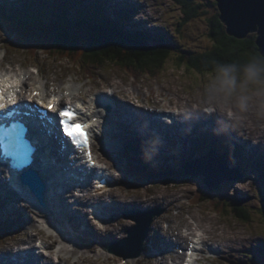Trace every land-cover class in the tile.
I'll return each mask as SVG.
<instances>
[{
  "label": "rangeland",
  "instance_id": "rangeland-1",
  "mask_svg": "<svg viewBox=\"0 0 264 264\" xmlns=\"http://www.w3.org/2000/svg\"><path fill=\"white\" fill-rule=\"evenodd\" d=\"M32 1L35 2V0ZM90 2L98 4L96 0H80L75 6L80 9L84 5L89 6ZM180 2L187 6V10L195 9L196 12V18L190 19L185 25L181 26L182 33H179L178 28H180L179 24L183 22L185 16L183 15L184 13L180 6ZM4 4L7 6H4ZM9 4V0H0V10L2 9L4 11V13H2L4 17L12 18L22 11L24 14L19 15H22V18H24L26 14L33 13V9L30 12L33 2L28 4L24 2V0L20 2L16 1L12 3V7H8ZM100 4L101 6H98L99 10H102L107 16H113L115 18L121 16L120 12L117 11L130 7V10H127L128 12L125 16V24L128 27L131 26V28H137L150 33H161L165 38L179 43L181 45L179 51L188 50L193 53H202L212 46L210 40L212 28L211 20L219 13L216 0H100ZM46 6L49 9L53 7L51 6V0L46 1ZM14 7L17 10H12ZM52 12L54 11L48 10L45 16L50 17ZM77 12L78 11L75 9L70 12V18L72 20L76 18ZM7 38L8 36L4 33L3 25L0 24V71H4L6 74L7 72L22 73L30 71L43 82L46 80L41 74L51 78L58 76L61 82L67 80V84L69 82L74 84L75 80H78L81 83L80 85H83L84 82H88L89 84L93 82L98 91L103 88L106 89V83L112 84L114 82L119 83L122 80L128 81L134 85L135 83L140 84L138 88L140 90L139 93L142 94L139 96L140 100L137 101H143L144 105L150 102L149 106L165 108V104L171 102L172 106H169L171 109H164L165 112L184 109L186 112L187 110H191L196 113L195 111L198 110L200 114L205 116L207 120L206 124L201 127H199L200 125H194L192 122L188 123V125H190L192 129H196V131L192 134L193 141L189 142L190 149L186 151V154L185 152L181 153L180 149H183L185 146L184 143L181 145V141H179L178 144L174 143L169 151H166L165 148L162 149L170 155L167 160L163 159L164 157L159 158L156 156V153L160 152L159 148L162 147L158 145L163 141L162 137L168 133H170L172 138L177 136L175 135V131L178 132V129L175 128H173L171 132L162 131L158 138H143L141 140V146L138 145L140 139L135 141L132 139V143H134L132 146L137 150L136 152H131L133 154L135 153L133 157H131L129 153H125L128 151L123 150V154L125 156L127 155L128 160L137 165L138 168L148 169V167L152 166L165 167V165H169L173 170L181 174L180 181L167 184L162 182L152 183L151 181L142 187L130 189L132 185H136V177L128 175L125 171H121L120 174L116 169L111 171L112 173L114 172L116 176L119 174L116 178L123 183L121 184V188L119 187L120 189L117 194L121 195L119 201L123 198L127 199V202H132L133 198L144 201V198L145 200L149 199L148 195L150 194V200L152 199V203L154 204V206H150V208L162 214L161 217L155 219L147 241L146 254L150 260H155L154 257L160 258L161 253L162 256H165V263H167L166 256H176L174 253H180L182 255V252L184 253L183 249L191 245L187 238L184 237L187 233L185 230L189 229L192 233L197 231L200 234H204L206 237L209 236V245H214V248H216V246L218 247V249L213 250L211 247L205 249L207 261L204 263L206 264H250L255 253L259 254L258 252L260 249L264 250V219L261 213L264 208L261 183H263L264 180L258 175L259 168L257 167V165H259V158L264 156V129L260 127V122H258L251 113L242 114L246 115L248 118L243 120L241 127L238 129H233L230 126L231 122L228 121L227 118L224 119L223 116H220L218 120L216 112L209 116L203 113V109L208 107L210 95L209 87L215 77L200 76L194 74V72L180 70L175 68L170 61L155 77L153 75H143L135 78L108 65L97 73L96 80L93 81L89 80L85 76L87 74L82 72L78 66L68 61L60 62L52 59L46 52L39 51L36 57H32V60L29 57V53H21L19 51L14 53L15 50L10 52V42L7 41ZM48 54H50L49 51ZM84 76L86 79H84ZM64 85L65 84H63V89ZM52 94L53 93H50V97ZM154 97L158 98V100H154ZM158 115H160V112H158ZM113 121H116L115 118ZM197 123H199L198 119L196 120V124ZM197 127L199 129H197ZM205 127L210 129H205ZM201 128L206 131L200 130ZM189 130H191V128L187 129V131ZM214 132L225 134V136L228 137L227 140L230 142V145H234V148L239 149L238 156L231 157L233 149L229 148L230 150L226 151L225 149L227 147L222 144L219 146V142H214L213 140L208 141V139L203 138L209 135H215L213 134ZM199 133L201 136H199ZM225 136H222V138H225ZM179 137L180 139H185V142H188L187 136L183 137L182 134H180ZM213 138L215 139V137ZM100 146L104 150L103 145H100L98 142H96L95 150L100 151L99 155L109 163V160L107 161L104 158L105 151H101ZM172 148H175V151H172ZM212 149L225 157L224 160L229 171L219 167L222 174L234 177L236 180L230 182L226 181L216 190L210 189L211 192H209V194L203 193V195L211 197L209 200L210 202L195 205L192 203V198L197 193L201 194L203 189L208 188L205 181L206 177L202 175H184V172H187L184 166L189 159L199 158L203 160L204 157H207L205 161L210 163L208 159H213V157L212 155H208L212 153ZM224 150L225 152H223ZM102 162L104 163L103 160ZM113 163L116 166H121L119 168L123 170L122 164L117 165L114 159ZM111 166L113 165L111 164ZM204 166H206V164L200 163L197 167L201 169ZM117 183L120 182L116 181V184ZM63 186L66 188V195L71 185L65 182ZM4 192L5 191H2L0 193ZM58 192H60L62 196H65L64 191L61 192L60 189H58ZM9 196H13V194L9 192ZM110 196H113V194ZM19 198L21 199L20 195L18 199ZM168 199L170 200L167 201ZM21 200L24 204L23 199ZM75 200L76 199L72 198L69 202L70 204L64 208L60 206L66 203L62 201V199L58 202H61L60 204L52 201L55 203L52 205L57 206H51L53 211H50L51 208L47 206L48 209H46L48 212L59 214L60 219L56 217L57 223L54 221V216H50L51 225L48 223V218H43L40 215L37 216L36 212H34V214L27 213V216L32 217H29L27 223L23 224L25 216L22 222L18 220L16 223L11 216L13 212H16L18 204L13 200L5 202L4 198L0 196V231L6 232L4 238L0 239V253L9 251L12 256V253H15L16 249L20 248L21 244H26L24 248L32 246L31 244L35 246L36 240L37 245H41V239L39 237L43 236L48 244L47 247L49 246L47 252L45 251V255L47 256L50 251H53L55 259L58 262L59 257H61L62 259L69 258V264H73V262L76 264H143V262L144 264H148L145 253L140 259L126 260L118 256L119 253L110 251H116L117 248L114 246L115 244L107 243L126 238L129 229L135 224L131 220H124L125 217H123L122 212L118 216L108 218L106 221L112 224L103 226L102 230L104 232L100 230L99 235H96L93 229L91 231L94 235H90V237L88 236L90 230H88V233L84 232L83 234H77L70 228L72 225L71 223L65 225L68 220L72 222L76 221L74 215H76L77 212L80 214L82 213V207L76 209L77 207L73 206ZM237 203L241 204V212L245 213V216H248V220L240 221L236 218L235 215H238V213H236L235 210H239V207L236 206ZM150 208H142L141 205L135 207V209L139 211L150 210ZM215 208L223 210V213H218ZM125 209L123 212L132 210L131 207ZM4 211H7V213L5 214ZM34 211H37V209H34ZM37 213L39 212L37 211ZM66 216L68 217L67 220L65 219ZM34 217L38 225L35 232H32L28 228V224ZM117 221L119 222L117 223ZM164 222H166L170 228L165 229L163 225ZM50 225L52 228H50ZM74 228L78 229V227ZM205 232H208V234ZM29 235L32 236L29 237ZM122 235L126 237H121ZM193 236L191 238H194ZM89 238L91 243L89 242ZM75 240H84L83 245L76 246L78 242H75ZM154 242L156 245L153 246ZM90 246L92 248H90ZM151 246L153 247L150 250L149 247ZM41 250L43 251V249ZM253 250H255L254 254L251 253ZM174 258L177 259L176 257ZM182 259L183 257L181 260ZM19 261L21 260L19 259Z\"/></svg>",
  "mask_w": 264,
  "mask_h": 264
},
{
  "label": "bare ground",
  "instance_id": "bare-ground-1",
  "mask_svg": "<svg viewBox=\"0 0 264 264\" xmlns=\"http://www.w3.org/2000/svg\"><path fill=\"white\" fill-rule=\"evenodd\" d=\"M16 1L20 2L22 0H9L10 4L8 7H10V6L12 7V5H13L12 3L16 2ZM96 1L98 2L99 5H101L100 0H96ZM90 5L95 6L96 4H93L92 2H90L89 6ZM4 6H7V5L4 4ZM217 8H218V5H217ZM13 9H15V7ZM218 11H219V16H220L221 13H220L219 8H218ZM120 15H121V12H120ZM116 18H118V17H116ZM119 18H123V14ZM0 48H1V46H0ZM22 69H23V67H22ZM0 73H4V71H0ZM7 75H9V76L5 81H6V84L8 86V91H10V95L8 97H12V98L17 97V99L20 101L19 105L21 106V108L19 110H21L23 112H31L29 107L30 108H36L37 105H41V103L44 102L43 106L47 107V108H48V105L50 103L51 104H58V105L64 104L65 106H68V107L69 106L70 107H77V109L79 111L85 112V113H82V118L84 120H88V119H90V117L92 118V115H95V116H93V120H92L94 123V127H93V133H94L93 144L94 145H96V142H99L101 145L105 144L102 139H101V141L99 140L101 133L100 134L98 133L99 130L105 129L106 135H111L113 137H116L121 144H123L125 142H133L132 139L134 141L140 139V142L138 143V145L141 146V143H142L141 140L143 138H146V137H148V138L151 137L152 139L158 138L159 134L162 131H168V132L173 131L174 126H172V125L169 126V124L172 123V121H169V120H175L177 122L176 124L180 125L182 122H184L187 129L191 128V130L188 131L189 134L187 135V139H188L187 141L188 142L184 143L185 147L183 149H180L181 153L185 152V154H186V151L188 149H190L189 142L193 141L192 134L194 131H196V129H192V127H190V125H188V123L192 122V123H194V125H197V126L200 125L199 127H201L204 124H206V121H207L205 116L203 114H200L198 112V110L195 111L196 113H194L191 110H187V112H186L184 109H181V112H177V111L165 112L164 109H171V107H169V106H172L171 102L168 104H165V108H163V107L158 108L157 106H149L150 102H147L146 103L147 105H144L143 101L138 102L137 100H140L139 96L142 94V93H139L140 90H139L138 86H140V84L135 83V85H136L135 86L133 83H129L128 81L122 80L119 83H117V82H114L112 84L106 83V86H107L106 89H109V90H106L103 88L102 90L98 91L96 89L97 87L93 84V82H92V84H89L88 82H84L83 85H80L81 83L78 80H75L74 84H72V82H69L67 84V80H63V82H61L58 79V76L51 78V77H46L43 74H41L42 77H44V79L46 80L45 82H43V81H41V79L37 78V76H35L34 73H32L30 71H26V72H22V73H19V72L9 73V72H7ZM69 75H72V74H69ZM85 76L89 80L95 81L97 74L95 73L94 76H89V75H85ZM86 77L84 79H86ZM98 78H100V77H98ZM18 81H20V84H22V86L20 88H19L20 84L19 85L17 84ZM63 84H65L64 89H63ZM10 86H12L13 88H11ZM136 89H137V92H136ZM32 92L41 93V97L39 95L38 96L30 95V93H32ZM50 93H53V95L51 97H50ZM48 97H50L49 100H46V98H48ZM153 99L158 100V98H156V97H154ZM77 101H80V103L82 105H76ZM158 112H160V115H168L167 119L165 116L163 118L160 117V115H158ZM5 113L3 115H5ZM204 114L206 116H208L206 113H204ZM3 115H0V118H2ZM195 115H197V116H195ZM216 115L218 116V120H219L220 116H223L224 119L226 118L219 111H216ZM95 117H99V118L102 117L104 121L100 122L99 124H95V122H94ZM33 118L35 119V116H33ZM114 118L116 121H113ZM185 118H187V119H185ZM26 119L28 120V118H26ZM197 119H198L199 123L196 124ZM228 121H227V123H228ZM34 128H35V124L32 125V129H34ZM197 129H199V128L197 127ZM205 129H210V128L205 127ZM205 129L201 128L200 130L206 131ZM0 131H2L1 127H0ZM36 132H38V134H40L39 136H41L40 141L43 144H45L44 140L47 139L48 136H46V135H49V134L45 131L40 133V130H38ZM213 134H215V135H209V136L203 137V138L208 139V141L213 140L214 142H219L220 144H221V142L225 141L224 139L220 140V136L216 139L211 138V137H215L216 135L225 136V134H223V133L220 134L219 132H214ZM179 136L180 135H177V136H175V138H172L170 133H168L167 135L162 137L163 141H161V143L158 144L162 147L159 148L160 152L156 153V156L159 158L164 157L163 159L167 160L168 157H170V155L166 151L171 150V146L174 143L178 144L179 141H181ZM199 136H201L200 133H199ZM50 139H51L50 142H52V146H54V150L51 151L52 148H49V147L44 150V146H43L42 149L44 151L43 152L40 151L39 157L36 156V161H38V163L34 166V167H36V169L39 168V170L42 171L40 173H41V176H42L44 183L48 187L51 186V189L48 192L49 195H47L48 198H47L46 206L41 204V203H38V205L33 206L30 203H24L23 204L22 202H20V200L16 196L17 192L20 190V186L19 185H14V186L10 185V182L13 184L14 180L4 170V168L2 169V166L0 164V172L2 173L0 176V192L5 191L4 193H0V196H2V198H4L5 202H7L8 200H10V201L13 200L18 204V208H17L16 212H13V215H11L14 218L13 220L15 223L18 220L20 222H22V220L25 216L23 224H26L27 219L29 217H32V216H27V215L28 214H34V212H36L37 216L40 215L43 218H48V223L51 225H52V222H51L50 216H54V221L57 223L56 217L58 219H60L59 214L58 213L55 214V212H53V213L48 212L47 206H49L51 208L50 211H53V208L51 206L55 207L56 205H52V204H55L52 201H55L57 204H60L61 202L60 203H58V202H59V200L62 199V201H65L66 203H64L60 206L64 208L70 204L69 202L72 198H75L76 202L79 203V206L77 207V209L82 207L81 208L82 213L80 214L77 212V214L74 215L76 217V221L72 222V221L68 220L65 225H68L69 223H71L72 225L70 226V228H72V231L77 233V234H79V233L83 234L84 232L88 233V230H90V232L88 233V236L90 237V235H94L91 231L92 229L96 232V235H99L100 230L102 232H104L102 230L103 226H109L112 224L111 222L106 221L108 218H110L112 216H118L121 212L123 215L129 213V211L123 212V210L127 207H131V209L136 210L135 207H137L139 205H141L142 208L143 207L144 208H150V206H154V204L152 203L153 200L152 199L150 200V198H151L150 194L148 195L149 199L145 200V198H144V201L141 199H134L133 198L132 202H127V199H125L123 197H122L123 199L119 201V198L121 195H117V194H118V190L121 188V184H123V183H121V181L118 178H116L119 175L115 176L112 172H110L114 168V166H111V164H109V163H108L107 168L101 169L102 172L100 174L103 173L105 175V177H109V182H112V184L115 187L108 186L107 187L108 190L101 191V193L96 195L94 193L96 187H95L94 183L92 182V177L95 175L96 170H88L86 167V162L83 160V157L81 159H78L76 157H71V156L65 155L64 152H62L63 146L61 145L59 138L51 136ZM182 143L183 142L181 141V145H182ZM117 144L119 146H121L118 143V141H117ZM228 144H229L230 148H234L232 145H230V143H228ZM113 146H115V145H113ZM163 148H165L166 151L162 150ZM99 152L100 151L96 152L97 155L100 154ZM223 152H225V151H223ZM238 152H239V149L236 150V148H235V150L233 152L234 154L231 153L232 154L231 157L232 156L233 157L238 156ZM42 153L46 154V156H48L47 160H49L48 162L44 161L45 165L47 163V168H46L45 172L42 169V167H44V165H41V161H39ZM162 154H163V156H162ZM184 155H182V156H184ZM98 158L105 161L102 156H98ZM224 159H225V157H224ZM261 162H262V160H261ZM210 163L205 162L204 164L209 165ZM166 166H169V165H165V167ZM161 167H163V166H161ZM204 167H206V166H204ZM201 169H203V168H201ZM108 171L110 173H108ZM72 172L79 174L81 176L80 179L77 181H74L73 179H71L69 177V173H72ZM21 176L25 177L24 175H21ZM14 177L16 179H19L20 176L15 175ZM62 177H63V182L61 181ZM82 177L83 178L86 177L85 180ZM119 178H121V177H119ZM116 181H118L120 183L116 184ZM37 182H38L37 180H35L33 182L32 185L34 188H37V186H38ZM65 182L70 184L71 186H69V192L66 195H65L66 188H65V190H62V191H64V195H65V196H62V194L60 192H58V190L56 191V187H59L61 183H65ZM122 182H124V181H122ZM81 185H84V187L81 188V190H82L81 194H80L81 197H78L75 195V191L77 189L76 186H81ZM28 188L29 187H26V190H25V188L22 187L23 193H25L26 196H29L26 194V191L27 192L30 191L32 194L34 193L30 188L29 189ZM47 189H49V188H47ZM208 189H210V188H208ZM52 191H53V194H52ZM9 192L12 193L13 196H9ZM112 194H113V196H110ZM193 198H192V200H193ZM169 200L170 199H168L167 201H169ZM116 203H117V205H116ZM143 203H144V205H143ZM89 206H91V207L94 206L95 209L100 214L92 217L90 215ZM117 206H118V208H117ZM37 207H39V209H37ZM35 208L37 209V211L39 213H37V211H34ZM239 208H242V207L239 206ZM137 212H139V210ZM4 213L6 214L7 211H4ZM83 217H85V218H83ZM65 219L67 220L68 217L66 216ZM124 220L127 221V220H130V218H127V219L124 218ZM118 222L119 221H117V223ZM105 223H107V224H105ZM37 225H38V223L34 217L31 221H29L28 228L32 232H35ZM51 225H50V228H52ZM74 227H78V229H76ZM168 228H170V226ZM203 230L207 231L206 229H203ZM36 231H38V230H36ZM185 231H187V233H186V236H184V237L187 238L188 242L191 243V245L195 244V248H197L196 244L201 246L198 249H196V251L198 252V259H197V263H194V264H205L204 262L207 261V256L205 255V249L208 247H211V249L213 250V249H218V247L216 246V248H214L215 247L214 245H211V246L209 245L210 244L209 243L210 240L208 239L209 236L206 237L204 234H202V233L200 234L197 231L195 233H192V231L190 232V229L185 230ZM205 233L208 234V232H205ZM3 234H6V232ZM115 235H116V233H115ZM31 236L32 235H29V237H31ZM192 236L194 238H191ZM121 237H126V236L122 235ZM39 238L41 239L40 240L41 245H37V240H36L35 246H34V244H31L32 246L24 248V246L26 244H21L20 248H17L16 252L12 253V256H11V253L9 251L0 253V264H69V258L62 259L61 257H59V262H56L55 254L53 253V251H50V253L48 252L49 255L46 256L45 254H46L49 246L47 247L48 244L45 241L43 236H40ZM83 241L75 240V242H78V243H76V246L83 245ZM89 242L91 243L90 238H89ZM28 243H30V242H28ZM154 245H156L155 242L153 243V246ZM165 245H167V244H165ZM90 248H92V247L90 246ZM41 249H43V251ZM144 249H145V254H146L147 246ZM45 250H46V252H45ZM254 251L255 250H253L251 252L253 253ZM174 254L176 256H166V262L167 263H165V256H162L160 253V258L154 257L155 260L149 259L148 264H173V262L175 264H179L178 260L183 257V254L182 255L180 253H174ZM157 256H159V255H157ZM174 257H176L177 259H175ZM19 259L21 261H19ZM73 264H76V263L73 262ZM78 264H80V263H78ZM81 264H87V263H81Z\"/></svg>",
  "mask_w": 264,
  "mask_h": 264
},
{
  "label": "trees",
  "instance_id": "trees-1",
  "mask_svg": "<svg viewBox=\"0 0 264 264\" xmlns=\"http://www.w3.org/2000/svg\"><path fill=\"white\" fill-rule=\"evenodd\" d=\"M66 1L51 0V6L56 10L50 17H46L45 14L53 9L45 8L42 3L32 6L30 12L33 9V13H28L24 18L21 16L7 18L1 13L0 21L10 42L9 51L29 53L31 60L39 51H43L57 61L71 62L89 76H94L111 65L135 78L143 75L155 77L170 61L180 70L215 77L216 69L221 65L232 64L242 68L254 59L264 60L256 43L257 36L250 35L244 40L230 36L227 27L219 19V13L211 20V48L202 53H193L188 50L179 51L181 45L165 38L161 33L128 27L124 17L119 19L107 16L98 9L99 4L92 7L85 5L79 9L75 6L79 0H72L73 5L68 2L65 4ZM58 2L62 6H56ZM180 6L185 16L178 28L179 33H182L181 26L196 18V12L195 9L187 10L185 4L181 3ZM74 9L78 12L76 18L72 20L70 12ZM121 13L124 14V11ZM223 144L227 147L225 150L229 151V144L227 142ZM259 166L258 175L264 180V156L259 159ZM131 171L137 176L135 183L137 188L151 181L167 184L176 183L181 179V174L170 166ZM261 185L264 204V182ZM209 192L210 189H203L192 202L195 205L210 202L211 197L203 195ZM215 209L218 213H223V210ZM241 211L242 208L235 210L238 213L235 215L236 218L240 221L248 220V216ZM261 213L264 219V208ZM5 235L0 232V239ZM258 253H255L250 264H264V250L260 249Z\"/></svg>",
  "mask_w": 264,
  "mask_h": 264
},
{
  "label": "water",
  "instance_id": "water-1",
  "mask_svg": "<svg viewBox=\"0 0 264 264\" xmlns=\"http://www.w3.org/2000/svg\"><path fill=\"white\" fill-rule=\"evenodd\" d=\"M221 15L219 16L221 22L227 27V32L230 36L239 40L247 39L250 35H256V43L259 48V52L264 58V0H216ZM213 159H208L211 162V166L206 165L203 169H199L200 163L207 161L205 157L203 160H196L188 162L185 165L187 169V175H202L206 177L205 181L208 188L216 190L219 186L226 181H235L236 178L229 175H223L219 166L223 170H228L224 157L212 151ZM197 165V166H196ZM229 171V170H228ZM33 174V175H32ZM37 180V188L33 187V182ZM25 183L28 184L41 201L44 200L45 186L40 181L37 173L34 171L27 175ZM237 207L241 206L240 203L236 204ZM156 215V214H155ZM159 215V214H157ZM155 216H132L131 219L137 222V225L129 230L130 241L124 244L125 250H129L131 247L135 250V253L120 252L119 250L111 252H117L118 255L125 258H138L142 255L144 249L143 245L145 239L148 236V232ZM130 218V217H129Z\"/></svg>",
  "mask_w": 264,
  "mask_h": 264
},
{
  "label": "clouds",
  "instance_id": "clouds-1",
  "mask_svg": "<svg viewBox=\"0 0 264 264\" xmlns=\"http://www.w3.org/2000/svg\"><path fill=\"white\" fill-rule=\"evenodd\" d=\"M209 93L205 112L219 111L233 129L248 118L242 114L251 113L264 129V60L254 59L242 68L232 64L217 67Z\"/></svg>",
  "mask_w": 264,
  "mask_h": 264
},
{
  "label": "snow or ice",
  "instance_id": "snow-or-ice-1",
  "mask_svg": "<svg viewBox=\"0 0 264 264\" xmlns=\"http://www.w3.org/2000/svg\"><path fill=\"white\" fill-rule=\"evenodd\" d=\"M32 96H38L39 93L32 92L30 93ZM9 100L12 99V97L8 98ZM48 107L51 109L54 107L53 104H49ZM6 108V102L3 95V89L0 88V110H3ZM17 110H8L5 115L11 114L13 115V118L15 117V112ZM60 116L64 118V130L68 136H70L73 140L77 142V144H82L85 147H88L89 140H88V133L85 130V127L81 124H73L71 123V119L73 117V113L70 110H63L60 112ZM7 122V121H5ZM5 138L9 139L12 143H21L24 139V134L26 132V129L22 125L18 124H12L10 128L5 129ZM90 155V151H89Z\"/></svg>",
  "mask_w": 264,
  "mask_h": 264
}]
</instances>
